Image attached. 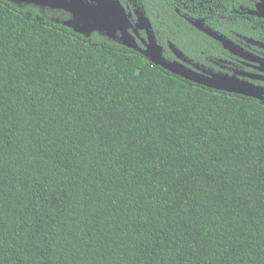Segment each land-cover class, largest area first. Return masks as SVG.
I'll use <instances>...</instances> for the list:
<instances>
[{
    "label": "trees",
    "instance_id": "1",
    "mask_svg": "<svg viewBox=\"0 0 264 264\" xmlns=\"http://www.w3.org/2000/svg\"><path fill=\"white\" fill-rule=\"evenodd\" d=\"M151 1L180 52L220 54ZM245 21L214 27L259 39ZM0 264H264V104L0 0Z\"/></svg>",
    "mask_w": 264,
    "mask_h": 264
},
{
    "label": "flooded vegetation",
    "instance_id": "2",
    "mask_svg": "<svg viewBox=\"0 0 264 264\" xmlns=\"http://www.w3.org/2000/svg\"><path fill=\"white\" fill-rule=\"evenodd\" d=\"M115 1L119 2L118 6H122L127 20L120 14L116 17L111 15L106 17L105 11L116 9L114 6L112 9L107 0H9L8 2L17 8L35 9L57 24L65 25L73 21L76 26L86 28L85 32L78 33L85 37L97 33L120 45H123L124 41L134 39L135 43L144 50L151 43V38L155 37L157 44L162 48V56L169 63L179 62L185 69L201 75L222 76L236 84H246L264 90V21L258 25L251 19L255 15L250 13L256 10L258 0H210V2L183 0L182 9H175L176 14L193 29L209 37H211L209 32L217 33L214 26H224L228 20L237 22L239 19L242 21L246 19L250 32L253 34L258 31L259 39L236 34L232 42L233 48H224L221 44L220 54L215 55L195 48H189L186 53L180 52L168 36L164 33L162 36L158 35L156 21L153 22L150 17L154 11L146 9L148 2L155 3L154 1ZM159 12L164 16L168 14V9L162 8ZM127 34L130 35L126 38Z\"/></svg>",
    "mask_w": 264,
    "mask_h": 264
},
{
    "label": "water",
    "instance_id": "3",
    "mask_svg": "<svg viewBox=\"0 0 264 264\" xmlns=\"http://www.w3.org/2000/svg\"><path fill=\"white\" fill-rule=\"evenodd\" d=\"M9 1V0H6ZM109 3L110 7L113 9L116 8L113 11H105L106 12V17L108 15L111 16H119V14L123 17V19L127 20L126 13L123 10L122 6H118L119 2L115 0H107ZM258 4L256 7V10L250 12L251 14L258 16V17H264V0H258ZM114 4V5H113ZM120 7V8H119ZM117 9L119 11H117ZM121 10V11H120ZM102 24V22H101ZM65 26L73 28V30L76 33H82L85 32L86 28L85 27H78L76 26L73 21H69L65 23ZM212 38L219 40L225 48L232 49L233 44L229 40L225 39L223 36H220L217 33H208ZM130 34H127L126 38ZM151 43L147 46V48L144 50L140 48L136 43L134 39H130L129 41H124L122 44L125 47H128L130 49H133L134 51L142 54L144 57H146L148 60H150L153 64L161 66L165 70L170 71L171 73L178 75L182 77L183 79L189 80L191 82H194L196 84L205 86L210 89H215L219 91H225L228 93H233V94H238L250 98L257 99L261 102H264V90H259L253 86H249L246 84H236L234 83L231 79H226L222 76H214V77H208L205 75H201L199 73L193 72L192 70L185 69L184 66L179 64V62L175 63H169L167 60L162 56V48L157 44L156 38L153 37L151 38ZM230 83V84H228ZM228 84V85H227Z\"/></svg>",
    "mask_w": 264,
    "mask_h": 264
}]
</instances>
